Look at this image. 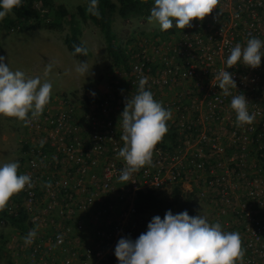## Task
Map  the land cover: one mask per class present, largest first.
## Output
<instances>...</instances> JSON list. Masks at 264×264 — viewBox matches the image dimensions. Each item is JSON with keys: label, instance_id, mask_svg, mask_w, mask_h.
Listing matches in <instances>:
<instances>
[{"label": "built area", "instance_id": "obj_1", "mask_svg": "<svg viewBox=\"0 0 264 264\" xmlns=\"http://www.w3.org/2000/svg\"><path fill=\"white\" fill-rule=\"evenodd\" d=\"M250 37L264 40V0H218L191 26L130 41L125 65L102 92L49 100L39 117H29L21 173L32 186L10 197L0 220L23 218L8 243L15 264H109L118 240L137 234L138 192L174 184L195 192L209 223L240 234L236 264H264V57L257 68L226 65L230 49ZM221 69L237 85L227 95L215 79ZM141 76L172 115L152 164L120 181L126 165L117 156L118 120ZM242 93L256 118L238 126L230 101Z\"/></svg>", "mask_w": 264, "mask_h": 264}, {"label": "clouds", "instance_id": "obj_2", "mask_svg": "<svg viewBox=\"0 0 264 264\" xmlns=\"http://www.w3.org/2000/svg\"><path fill=\"white\" fill-rule=\"evenodd\" d=\"M217 3L218 0H154L147 19L149 22H157L161 30H168L174 24L175 27L185 28L191 26L195 18L203 20L216 9ZM19 4L20 0H0V19ZM98 4L99 0H89V11L93 15L100 14ZM262 49L264 40L258 37H250L244 46L237 43L227 56V68L238 63L251 68L259 67L264 57ZM79 53L86 55L87 49L82 45H74V54ZM52 67L51 63L46 65L45 76L51 72ZM91 69L86 61H82L75 70L88 76ZM233 76L228 70L221 69L215 77L217 86L225 95L229 87H237ZM147 83L146 76L139 78L138 90L134 95L126 97L124 110L118 120L122 128L123 146L117 156L126 165L120 170V181H129L132 174L141 167L152 164L154 147L168 130L167 121L171 118V109H166L160 101L154 99L151 90L146 88ZM52 88L53 84L47 79L42 81L39 76L29 78L19 69L10 70L5 57L0 55V114L16 117L27 124L30 122L29 117L34 119L43 113L46 104L52 100ZM230 107L236 114L238 126L251 124L256 118V114L249 111V101L243 93L232 96ZM24 137L25 133L23 142ZM19 166L18 160L0 163V220L6 216L4 208L10 197L26 185L32 186L29 174H18ZM199 205L200 211H206L200 200ZM0 225L5 228V232L0 231V239L6 233L4 248L11 253L8 243L14 228L23 227L12 221V218L5 224L0 222ZM35 236L36 230H30L24 237L25 243L31 244ZM135 237L124 236L118 240L114 250L118 264H236L237 258L242 255L238 232L225 231L219 222L209 223L205 216H191L187 210L174 214L169 209L163 218L160 215L153 216L146 230ZM7 261L15 264L13 255Z\"/></svg>", "mask_w": 264, "mask_h": 264}, {"label": "rangeland", "instance_id": "obj_3", "mask_svg": "<svg viewBox=\"0 0 264 264\" xmlns=\"http://www.w3.org/2000/svg\"><path fill=\"white\" fill-rule=\"evenodd\" d=\"M87 1L55 0L56 4H65L70 12V15L65 18L62 30L39 28L22 31L19 27L12 30V25L4 22L6 17H13L12 12L0 19V55L5 57V63L9 64L10 70L19 69L25 72L29 78L39 76L42 81L49 80L53 84L50 99H59L65 94L83 93L88 90L93 93L102 92V88L106 87L115 69L125 65V56L122 52L125 51L130 41L136 39L142 33L166 36L173 31L183 29L175 27L174 24L168 30H161L157 22L148 21L149 15L124 18L117 10L111 15L110 19L115 34L113 42L121 48V58L113 57L108 51L104 32L94 22L87 20L81 22V39L87 44L89 55L86 60H81L68 49L64 42V36L70 32L69 19L71 15L77 12L78 5H85ZM82 61L88 63L89 69L92 68L88 76L87 74H79L75 70L76 66ZM49 63L53 67L51 72L45 76L44 70ZM25 130L26 123L23 120L0 114V163L18 160L20 162L18 174L21 173L26 158L21 149L24 143ZM170 188L171 186L164 187L159 192L164 197H168ZM200 214L208 220L207 211L203 212L198 209V215ZM155 215L159 214L148 212L140 215L137 233L144 232L147 224ZM4 229L0 225V231L2 232ZM2 235L4 237L0 239V244H2V246L0 245V264H12L7 261V258L12 254L4 248L7 235L6 233ZM136 237H138V234Z\"/></svg>", "mask_w": 264, "mask_h": 264}, {"label": "trees", "instance_id": "obj_4", "mask_svg": "<svg viewBox=\"0 0 264 264\" xmlns=\"http://www.w3.org/2000/svg\"><path fill=\"white\" fill-rule=\"evenodd\" d=\"M153 6L154 0H99L98 9L100 14L97 16L89 11L88 0L85 5H78L77 12L71 15L69 19L70 32L64 36V42L75 57L86 60L89 55V48L81 39V22L91 20L104 32L108 51L113 57L119 59L122 51L113 42L115 34L112 30L111 15L117 10L124 18L150 15V9ZM11 12L14 14L13 17H6L4 22L12 25L11 29L19 27L22 31L39 28L62 30L65 18L70 15L68 7L63 3L56 4L55 0H20V4ZM74 45L85 47L87 54H74ZM122 54L125 56V51ZM66 95L62 96L66 98ZM164 139L165 137L163 136L161 141ZM260 140L264 144V134L261 135ZM262 151H264V147ZM261 157L263 158L261 162L264 169V152ZM159 190L138 192L136 206L140 215L156 212L164 216L169 209L174 214L187 210L191 216L198 215L200 205L195 192L186 191L180 184L171 186L168 197H164ZM11 218L19 226L24 227L23 218ZM137 234L139 236L140 233ZM109 264H118V258L115 256Z\"/></svg>", "mask_w": 264, "mask_h": 264}, {"label": "crops", "instance_id": "obj_5", "mask_svg": "<svg viewBox=\"0 0 264 264\" xmlns=\"http://www.w3.org/2000/svg\"><path fill=\"white\" fill-rule=\"evenodd\" d=\"M21 147V146H20ZM21 149H22V147H21ZM2 232H5V231H2Z\"/></svg>", "mask_w": 264, "mask_h": 264}]
</instances>
